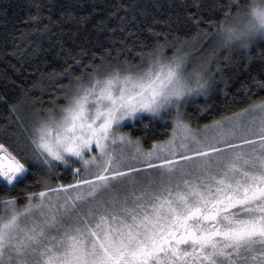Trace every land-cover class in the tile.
Masks as SVG:
<instances>
[{
	"label": "snow or ice",
	"instance_id": "1",
	"mask_svg": "<svg viewBox=\"0 0 264 264\" xmlns=\"http://www.w3.org/2000/svg\"><path fill=\"white\" fill-rule=\"evenodd\" d=\"M184 10L191 41L149 29L157 43L135 64L122 49L41 81L15 117L17 151L0 143V264H264V3ZM201 13L220 14L211 33ZM230 79L218 107L211 94ZM145 113L164 131L144 123L143 137H167L148 148L120 130ZM69 171L72 183L52 186Z\"/></svg>",
	"mask_w": 264,
	"mask_h": 264
},
{
	"label": "trees",
	"instance_id": "2",
	"mask_svg": "<svg viewBox=\"0 0 264 264\" xmlns=\"http://www.w3.org/2000/svg\"><path fill=\"white\" fill-rule=\"evenodd\" d=\"M195 0H0V143L15 153L19 146L21 130L17 115L25 116V109L40 95L41 81L47 80L62 69L77 67L85 71V66L95 58L99 63L102 58L116 63L115 57L122 49L130 55H120L119 61L136 63L135 57L140 53V45L149 46L157 43L152 38L153 29L159 34V42L164 41V33L168 39L178 37L179 41L186 38L191 41L198 29L190 26L185 7L194 4ZM207 3L217 0H205ZM246 4L248 0H241ZM188 11H195L189 7ZM206 16V13H201ZM219 21L220 14L207 17L200 24L199 31L209 33L213 26L207 20ZM187 21V23H185ZM148 37L150 39L146 40ZM178 41V42H179ZM206 45L207 41H203ZM241 63V67H242ZM78 73H73L70 79H75ZM231 75V73H229ZM67 83V81H65ZM234 91L233 81H227L211 94L218 107L223 92ZM240 104L239 107H245ZM204 97H197L188 106L187 111L193 113L199 105H204ZM207 103H212L208 100ZM13 108L16 111H13ZM236 108L230 111H236ZM227 112L220 107L212 110L206 119H192V127H201L210 123ZM155 123L157 131H164L159 122L149 114H143L124 126L133 138L140 137L145 148L151 146L153 140H163L165 135L143 137V124ZM72 183L71 172H57L52 181L55 187L58 183ZM40 191V188L32 189ZM15 195V193H13ZM24 203L23 200L20 201Z\"/></svg>",
	"mask_w": 264,
	"mask_h": 264
},
{
	"label": "rangeland",
	"instance_id": "3",
	"mask_svg": "<svg viewBox=\"0 0 264 264\" xmlns=\"http://www.w3.org/2000/svg\"><path fill=\"white\" fill-rule=\"evenodd\" d=\"M145 114H147V113H145ZM130 122H132V121H130V120H125L124 122H122V124L125 126L126 124H128V123H130ZM124 126L120 129L121 131H124V132H127L125 129H124ZM167 138V137H166ZM165 138V139H166ZM133 139H135V138H133Z\"/></svg>",
	"mask_w": 264,
	"mask_h": 264
},
{
	"label": "clouds",
	"instance_id": "4",
	"mask_svg": "<svg viewBox=\"0 0 264 264\" xmlns=\"http://www.w3.org/2000/svg\"><path fill=\"white\" fill-rule=\"evenodd\" d=\"M257 3H264V0H256Z\"/></svg>",
	"mask_w": 264,
	"mask_h": 264
}]
</instances>
